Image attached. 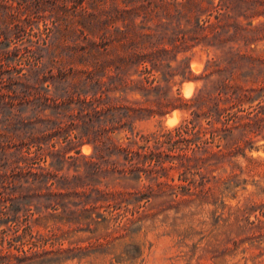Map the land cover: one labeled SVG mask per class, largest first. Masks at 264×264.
Here are the masks:
<instances>
[{
    "label": "rangeland",
    "instance_id": "374dc122",
    "mask_svg": "<svg viewBox=\"0 0 264 264\" xmlns=\"http://www.w3.org/2000/svg\"><path fill=\"white\" fill-rule=\"evenodd\" d=\"M117 1L119 68L98 149L81 120L49 107L56 46L30 27L0 29V264H264V0ZM63 2L71 16L79 1L47 5ZM24 3L6 5L23 15ZM222 75L253 98L232 133L222 115V155L194 169V129H174ZM142 134L163 141H151L154 159L133 155Z\"/></svg>",
    "mask_w": 264,
    "mask_h": 264
},
{
    "label": "trees",
    "instance_id": "16d2710c",
    "mask_svg": "<svg viewBox=\"0 0 264 264\" xmlns=\"http://www.w3.org/2000/svg\"><path fill=\"white\" fill-rule=\"evenodd\" d=\"M7 1L4 0V4L0 6L4 9L0 14V29L9 37L18 36L20 32L30 27V33L37 37L38 41L49 40L54 47L56 46L57 50L54 51L51 63L54 67L49 69V78L54 85L53 95L47 97L50 101L49 107L59 120L67 117L81 120L84 123L83 129L86 130L82 131L83 135L86 133L98 149L97 142L100 139L94 135L99 134V131L104 128L100 126V121L103 122L101 115L109 109L107 106L111 96L107 95V92L113 90L117 74L112 72L119 68L118 45L123 29L115 26L118 18L116 11H119L118 1L112 0L110 7H106L108 0H92L88 6L76 0L79 4H72L74 9L71 16L68 15L70 9L68 2H63L61 5H47V0H25L22 4L23 15H21L15 12L13 7L12 11H9ZM43 12H50L53 20L52 26L45 23V28L42 30L34 23L38 21L37 18H45ZM26 16H28L27 19ZM144 67V74L147 75L140 81L145 86L148 84L146 88H149L156 78H150L153 75V68L147 65ZM252 98L249 90L243 87L234 88L230 80L222 75L215 86L206 85L200 88L192 99L186 101L187 107L194 106V122L189 120L184 126L181 125L174 131L182 136L188 133L190 128L194 129V169L201 167L199 162L205 159L204 156L207 155L209 158V156L222 155L221 150L217 151L214 148V146H220L216 143L225 136L219 133L218 123L225 124L221 121L222 115L225 113L227 116L224 130L232 133L234 128L242 127V120L245 117L242 112L246 111L244 105L252 101ZM39 101L43 102L41 97ZM234 108L237 109L234 110ZM200 118H206L208 124L203 125ZM154 135L142 134L140 137L143 138L144 144H139L135 140L134 145L137 149L133 151V155L137 156L140 153L145 160L154 159L151 141L163 143L161 140L156 141ZM172 139L173 136H170V140ZM233 155L232 150L229 151V156ZM156 159L160 161L158 155ZM196 172L194 176L198 174V171ZM28 226L30 228V225Z\"/></svg>",
    "mask_w": 264,
    "mask_h": 264
},
{
    "label": "bare ground",
    "instance_id": "6f19581e",
    "mask_svg": "<svg viewBox=\"0 0 264 264\" xmlns=\"http://www.w3.org/2000/svg\"><path fill=\"white\" fill-rule=\"evenodd\" d=\"M177 119V118H176ZM176 119H174V120H172V119H169V121H168V124L169 125H173L174 123H176L175 121H176Z\"/></svg>",
    "mask_w": 264,
    "mask_h": 264
}]
</instances>
